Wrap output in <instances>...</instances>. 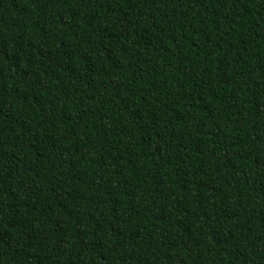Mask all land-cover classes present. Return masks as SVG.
I'll return each mask as SVG.
<instances>
[{"label":"trees","instance_id":"obj_1","mask_svg":"<svg viewBox=\"0 0 264 264\" xmlns=\"http://www.w3.org/2000/svg\"><path fill=\"white\" fill-rule=\"evenodd\" d=\"M0 264H264V0H0Z\"/></svg>","mask_w":264,"mask_h":264}]
</instances>
